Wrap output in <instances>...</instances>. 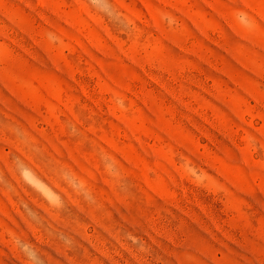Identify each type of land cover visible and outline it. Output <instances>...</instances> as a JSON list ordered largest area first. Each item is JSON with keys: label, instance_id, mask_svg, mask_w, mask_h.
Instances as JSON below:
<instances>
[{"label": "rangeland", "instance_id": "1", "mask_svg": "<svg viewBox=\"0 0 264 264\" xmlns=\"http://www.w3.org/2000/svg\"><path fill=\"white\" fill-rule=\"evenodd\" d=\"M0 264H264V0H0Z\"/></svg>", "mask_w": 264, "mask_h": 264}]
</instances>
